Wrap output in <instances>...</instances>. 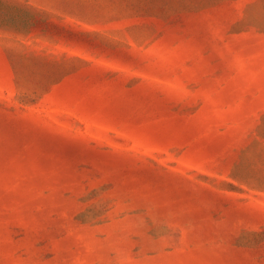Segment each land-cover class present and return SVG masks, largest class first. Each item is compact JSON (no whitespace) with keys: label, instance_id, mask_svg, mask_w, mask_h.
I'll use <instances>...</instances> for the list:
<instances>
[{"label":"rangeland","instance_id":"374dc122","mask_svg":"<svg viewBox=\"0 0 264 264\" xmlns=\"http://www.w3.org/2000/svg\"><path fill=\"white\" fill-rule=\"evenodd\" d=\"M0 264H264V0H0Z\"/></svg>","mask_w":264,"mask_h":264}]
</instances>
